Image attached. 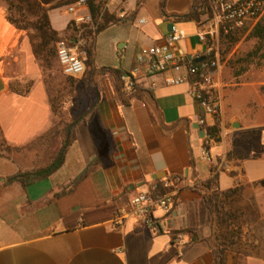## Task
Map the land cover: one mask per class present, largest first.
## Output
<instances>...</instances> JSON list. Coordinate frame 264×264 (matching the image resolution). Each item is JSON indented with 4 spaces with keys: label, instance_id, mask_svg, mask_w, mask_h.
<instances>
[{
    "label": "crops",
    "instance_id": "obj_1",
    "mask_svg": "<svg viewBox=\"0 0 264 264\" xmlns=\"http://www.w3.org/2000/svg\"><path fill=\"white\" fill-rule=\"evenodd\" d=\"M193 2H124L120 10L133 16L132 21L107 28L122 27L116 50L128 62L121 68L132 69L142 48L162 43L171 33V22L184 34L176 50L189 57L202 50L198 21L180 18L188 15ZM7 12L8 0H0V264H214V249L209 242L213 216L202 194L193 187V160L202 179L210 175L212 165L200 158L202 128L195 125L203 110L192 95L191 83L168 85L165 76L158 74L142 82L152 93L134 95L126 103L114 75L102 71L104 65L97 63L92 88L85 92L88 106L83 116L87 120L75 128L65 165L28 186L7 183L17 172L49 164L63 142L57 132L63 124L62 114L54 111L45 83L48 69L34 54L28 34L9 21ZM74 17L70 14L62 27L52 22L53 27L64 33ZM142 19L145 22L141 23ZM13 27L15 44L5 41L15 33ZM76 108H72V117ZM208 117L213 124V117L211 122ZM219 127L221 140L216 141L213 155L216 161L228 163L225 171L231 173L233 182L220 189L263 179L250 180L244 170L247 158L264 157L261 131L254 132L262 124L232 120V129H228L223 119ZM251 135L258 137L256 147L237 151L243 157L228 158V152H236L239 138L249 140ZM85 168L90 171V183L98 199H85L87 206L95 201L125 207L138 188L153 183L157 173L184 175V187L160 233L144 228L135 219L119 228L113 218L96 219L91 211L86 214L89 224L82 219L77 223L83 210L78 216L68 213L64 217L61 202H74L73 211L81 209L82 204L75 205L77 201L60 199L57 194L71 187ZM70 207L71 203L64 209ZM229 208L239 215L241 237L228 251L226 264H264V202H230ZM178 234L182 236L178 238ZM240 243L246 250H238Z\"/></svg>",
    "mask_w": 264,
    "mask_h": 264
},
{
    "label": "built area",
    "instance_id": "obj_2",
    "mask_svg": "<svg viewBox=\"0 0 264 264\" xmlns=\"http://www.w3.org/2000/svg\"><path fill=\"white\" fill-rule=\"evenodd\" d=\"M126 1L107 0L98 15H94L90 10L88 0H75L66 5L67 11L75 16L73 22L78 32L71 44L65 40L57 44L58 61L65 75L74 78L84 75V49L87 43L83 33L98 30L104 22L106 11L125 18L127 13L120 10V7ZM201 11L198 35L204 45L202 50L190 57L176 50V44L184 34L174 26L162 43L142 48L135 66L126 70L121 79L126 92H132L137 84L158 74L165 76V83L168 85L191 83L192 95L203 110L198 118V123L204 131L200 158L214 166L217 171H223L228 169L229 165L225 160H215L213 147L216 140L210 128L211 125L220 123L223 113L222 102L214 92L216 76L221 68L217 47L223 35L245 27L249 21L261 18L264 15V0H208ZM143 22L145 19L141 20V23ZM207 115L213 117V124L207 121ZM184 180V175L169 174L162 178L160 184L153 182L141 186L129 204L119 208L113 222L121 228L129 220L135 219L154 233L162 232L164 220L172 214L177 205L180 184ZM181 236L178 234L177 237Z\"/></svg>",
    "mask_w": 264,
    "mask_h": 264
},
{
    "label": "trees",
    "instance_id": "obj_3",
    "mask_svg": "<svg viewBox=\"0 0 264 264\" xmlns=\"http://www.w3.org/2000/svg\"><path fill=\"white\" fill-rule=\"evenodd\" d=\"M26 3L29 9L34 13L33 19H28L25 15H13L8 8L7 17L10 22H12L18 29L25 31L32 44L33 52L36 57L40 60V63L44 69L52 68L56 63L57 57V44L58 42L65 40L68 43H72L73 38L77 37L78 29L72 21L67 30L62 33L53 27L50 10L68 5L75 0H59L56 3L46 6V4L51 3L53 0H20ZM107 0H88L90 10L94 15H98L101 11V7L105 4ZM208 0H194L192 9L187 16H181V19L186 20H196L200 21L202 17L201 8L207 3ZM18 8V7H17ZM18 12L22 11L17 9ZM133 16H126L125 18H120L115 13L106 11L104 14V22L101 24L98 30H88L83 33L84 38L87 43V64L88 72L86 74L90 76L96 70V58H97V39L99 34L106 30L112 25H118L132 21ZM247 29V26L236 29L230 34L223 35V43H229V45L237 42L241 33ZM70 33V35L68 34ZM251 35L257 38L261 43H264V19L260 20L251 31ZM104 72H111L114 75L116 88L122 97L123 101L128 103L129 99L137 94L147 95L152 93L151 89L146 88L143 83L137 84L132 92H126L124 82L121 79L122 74L126 71L121 67L116 68L113 65H104L101 69ZM74 80L76 78L69 77ZM52 103L54 111L58 112V107L55 104V100L52 98ZM87 118L81 116L70 123L71 129H66L65 131H57L61 133L63 138L62 145L52 159V161L42 168H38L32 171H20L17 172L7 179V183L21 182L23 185L28 186L40 179L48 178L53 173L62 168L68 157V152L70 146L75 140V128L77 125L85 122ZM211 131L214 134L215 140L220 141V127L218 123L211 125ZM56 130V129H55ZM228 158L243 157V153L238 154L236 152H228ZM197 162L193 160L192 166V179L194 181V188L198 190L205 199L207 206L209 207L213 216V233L209 238L211 247L214 249L215 260L214 264H226L227 253L232 249L240 240L241 230L240 224L238 222L239 215L236 211L229 208L230 201L235 197L242 189L241 184H236L226 190L220 189V171H217L214 166L211 167L210 175L202 179L196 171ZM90 171L89 169L80 177L74 179L71 187L63 190L57 194L60 199L75 200L76 204H82V208L77 211H73L72 203L74 202H61L62 215L67 217L69 214L79 215L81 210H83L82 217L77 218V223L80 219L84 223L89 224L87 212L91 211L94 213L96 219H109L114 218L118 213L119 208L114 207V205L104 204L101 202H95L97 199L96 192L94 191L92 183H90ZM153 182L161 183L162 179H154ZM255 184H260L264 186V178L255 182ZM184 187V183L180 184V188ZM85 199L95 200L90 203L89 206L84 202ZM71 203V207L64 209V206H68ZM113 207V208H112ZM64 209V210H63ZM68 211V212H67ZM70 211V212H69ZM74 226L76 223H71Z\"/></svg>",
    "mask_w": 264,
    "mask_h": 264
},
{
    "label": "rangeland",
    "instance_id": "obj_4",
    "mask_svg": "<svg viewBox=\"0 0 264 264\" xmlns=\"http://www.w3.org/2000/svg\"><path fill=\"white\" fill-rule=\"evenodd\" d=\"M59 0H53L46 4L50 6ZM22 11L18 12V8ZM8 8L13 15H25L28 19H33L34 13L29 9L26 3L20 0H8ZM71 13L66 9V5L51 11V18L54 26L62 27ZM264 16L260 19L263 20ZM259 20V21H260ZM258 21V22H259ZM257 24V20L249 21L247 29L242 32L240 39L232 45L223 43L222 37L218 43L221 68L218 72V80L214 87L215 95L221 100L223 113L221 120H225L228 129H232V120L253 121L262 124V127L254 130L260 133V149L264 152L263 132H264V43L251 35V31ZM13 32L15 28L13 27ZM20 32H23L22 30ZM122 27L107 29L102 31L97 39V63L101 65H113L121 67L123 63L128 62L126 57L121 58L116 50L117 37L121 34ZM16 32L5 37V41L17 40ZM87 46V45H86ZM86 70L87 47L84 49ZM96 72V70L94 71ZM94 72L80 79H70L63 73L61 65L56 58L55 65L45 72V83L50 96L55 100L58 112L62 114L63 124L61 130L71 129L70 123L83 116L88 103L85 92L92 88ZM218 83V84H217ZM38 99L42 97V91L39 88ZM68 106V108H67ZM77 106V108H76ZM77 111L72 114V108ZM67 108V109H66ZM63 114L65 116H63ZM65 117V118H64ZM240 119H239V118ZM209 121L212 117L209 115ZM213 122V121H212ZM249 140L239 138L236 153L246 151L250 146L256 147L258 137L250 136ZM245 175L250 179L264 177V157L259 159L249 157L244 164ZM221 188H228L232 185V175L229 171H220ZM241 191L232 198L230 202H264V186L255 183H241ZM238 250H246L244 244L237 246Z\"/></svg>",
    "mask_w": 264,
    "mask_h": 264
},
{
    "label": "water",
    "instance_id": "obj_5",
    "mask_svg": "<svg viewBox=\"0 0 264 264\" xmlns=\"http://www.w3.org/2000/svg\"><path fill=\"white\" fill-rule=\"evenodd\" d=\"M173 27H174V23L173 22H171V23H169L168 24V29H169V31H172L173 30ZM198 129H200V124L199 123H196V125H195ZM201 134H202V136H204V131L201 129ZM86 171V168L79 174V176H81L84 172ZM164 177H166V174L165 173H163V174H155L154 176H153V178L154 179H157V178H160V179H162V178H164Z\"/></svg>",
    "mask_w": 264,
    "mask_h": 264
}]
</instances>
